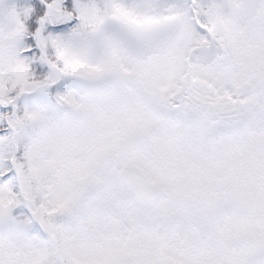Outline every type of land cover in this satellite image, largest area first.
Wrapping results in <instances>:
<instances>
[{
    "label": "snow or ice",
    "instance_id": "6c2138e0",
    "mask_svg": "<svg viewBox=\"0 0 264 264\" xmlns=\"http://www.w3.org/2000/svg\"><path fill=\"white\" fill-rule=\"evenodd\" d=\"M0 264H264V0H0Z\"/></svg>",
    "mask_w": 264,
    "mask_h": 264
}]
</instances>
